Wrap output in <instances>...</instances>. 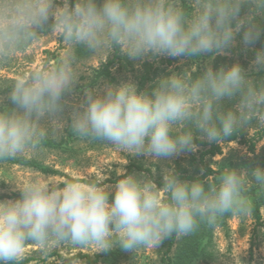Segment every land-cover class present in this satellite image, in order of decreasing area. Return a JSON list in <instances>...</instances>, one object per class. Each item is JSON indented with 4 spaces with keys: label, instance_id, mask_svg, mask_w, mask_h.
<instances>
[{
    "label": "clouds",
    "instance_id": "9594fccd",
    "mask_svg": "<svg viewBox=\"0 0 264 264\" xmlns=\"http://www.w3.org/2000/svg\"><path fill=\"white\" fill-rule=\"evenodd\" d=\"M46 33L61 36L68 54L55 67L17 79L0 98V160L37 149L48 135L42 122L64 125L77 46L90 52L118 47L132 60L175 59L227 55L240 37L244 49L254 51L248 71L238 62L218 70L209 63L195 78L187 72L161 77L151 92L132 82L108 84L71 105L74 134L132 156L159 161L195 152L194 129L200 139L221 143L264 113V80L249 76L264 71V47L255 48L264 35V0H197L193 12L177 0H0V61ZM174 126L184 130L177 133ZM253 186L264 189V168H226L211 184L181 180L168 169L162 186L125 174L112 193L95 184L50 189L35 181L19 190L18 199L0 201V264H18L28 242L45 254L65 242L99 252L154 249L226 213L250 215L246 194Z\"/></svg>",
    "mask_w": 264,
    "mask_h": 264
},
{
    "label": "rangeland",
    "instance_id": "374dc122",
    "mask_svg": "<svg viewBox=\"0 0 264 264\" xmlns=\"http://www.w3.org/2000/svg\"><path fill=\"white\" fill-rule=\"evenodd\" d=\"M186 1L191 9L190 12L195 11L197 0ZM177 3L178 6H182V0H177ZM240 39L237 37L236 46L230 49L227 55L213 56L208 54L200 57L176 58V60L169 57L132 60L121 53L120 61L110 68V76L107 78H97V74L113 58V48L102 49L97 52H90L85 48L86 55L81 56L77 52L80 46L75 47L72 55L74 57L73 70L76 73V85L74 95L67 97L69 107L64 114V125L57 126L54 123L42 122V126L48 129V135L40 141L39 147L35 150L29 149L16 156L40 162L57 170L60 174L56 176L43 175L27 167L10 165L0 161V196L12 193L20 194V189L35 181L42 182L50 189L67 182V177L104 183L127 174L131 165H137L143 169L141 171L135 170L133 175L150 177L158 186H162L164 170H174L177 173L178 165L187 170L184 175H203L206 171L200 164V156L204 147H197L195 152L182 153L177 157L159 161H153L144 156H132L127 151L111 145L107 141L80 137L74 134L70 128L71 105L79 103L87 91L99 94L108 84L119 86L121 83L132 82L139 91L137 77L144 63H151L154 67L159 68L161 77L168 76L173 72H187L192 76L194 73L202 71L204 66L209 63L213 67L218 57L231 58L233 63H240L248 71L255 53L251 50L246 51L239 43ZM261 47H264V35L255 45L256 49ZM67 54L68 49L63 38L58 34L46 33L41 36L40 40L15 52L6 61H0V98L6 97L7 92L17 79L26 77L37 69L43 70L57 66ZM169 59L172 60V63L168 61ZM253 71L255 70L249 71V73ZM5 104L9 107L12 106L6 100ZM261 114L264 113H257L251 119L250 126L247 127V139L253 140L254 151H250L249 144H243L239 141L223 143L221 154L206 157L204 160L205 164L214 171L213 174L204 179L206 183H216L217 177L226 168L238 171L248 170L249 172L255 167L264 168V136L262 138L258 136L264 131V122L260 119ZM174 129L177 132L181 128L174 126ZM50 140L61 143V147L49 149L41 145L42 141ZM177 174L178 176L181 175L180 173ZM115 184L109 182L98 187L112 193ZM259 190L261 189L256 186L250 188L246 194L249 202L251 195ZM111 200L112 195L109 197V202ZM261 213L264 225V207ZM212 243L210 250L213 253V258L198 264H264V226H256L252 214L237 216L227 213L224 220H219L214 225ZM161 246L162 243L154 249L142 248L135 252L128 251L118 264H160ZM55 253L69 258L79 253L93 256L101 252L93 245L82 246L65 242L53 245L45 254L39 247L28 242L25 253L19 261L31 257L33 260L24 264H62Z\"/></svg>",
    "mask_w": 264,
    "mask_h": 264
},
{
    "label": "trees",
    "instance_id": "16d2710c",
    "mask_svg": "<svg viewBox=\"0 0 264 264\" xmlns=\"http://www.w3.org/2000/svg\"><path fill=\"white\" fill-rule=\"evenodd\" d=\"M71 2L74 4L75 0H71ZM185 8L186 11L190 12L189 5L186 0H182V6ZM77 52L84 56L86 55V49L83 46H80ZM113 58L109 60L102 69L98 72L97 78L101 77H109L110 76V68L113 67V65L120 61L121 59V51L118 47H113ZM176 60V58H175ZM170 63H172V60H168ZM233 64V59L227 58V57H218L215 61V64L213 66L214 70H218L221 66L229 67ZM200 71L194 73L192 75L193 78L198 76ZM249 76L255 79L256 81L264 80V71H253L249 73ZM138 86L139 91H148L151 92L152 85L155 81H157L159 78H161V70L159 68L154 67L151 63H144L142 65V69L140 70V73L138 75ZM230 106V104L228 105ZM251 123V121H250ZM249 123V124H250ZM247 125L241 129H238L232 136L228 137L224 142L221 143H209L206 140H202L199 137L202 135L198 130H193L194 134V143L197 145V147H204V150L201 152L200 156V164L203 166V169L206 171L201 176H194V175H184L187 170H185L181 165L177 166V173H180L181 175L179 178L181 180H188L192 181L197 178L204 181V179L213 174L214 171L210 169L208 165L205 164V158L206 157H214L216 155H219L222 153L221 145L223 143H229V142H235L239 141L243 144H249L250 145V151H254V143L253 140L247 139V127L250 125ZM184 129H180L178 132H182ZM259 138H262L264 136L263 133L258 134ZM41 145L49 148V149H59L61 147V143H57L55 141H42ZM1 162H5L10 165H18L22 167H27L30 169H33L43 175H50V176H56L60 173L49 167L46 166L40 162L34 161V160H27L24 157H14L6 160H0ZM196 163V160H195ZM135 170L141 171L143 170L140 166L131 165L129 167V171L127 174H132ZM121 178V177H120ZM120 178H117L115 180H108L104 183H95L91 181H87L85 179H74L67 177L68 181L65 183H61L60 185L52 188V189H58L62 188L65 184L69 182H77V183H84V184H95L97 186H102L106 183H116ZM207 187V184L205 185ZM20 197L19 193H12L8 195H1L0 200H15ZM250 203L252 205V216L255 220L256 226H264L262 222V213L261 210L264 207V189L259 190L257 193L251 195L250 197ZM227 214V213H226ZM217 217L216 219L209 221V222H203L200 224L199 228L196 232H194L191 235L188 236H181L176 237L175 234H173L170 238L165 239L162 242L161 246V259L160 264H198L200 262L209 261L213 258V253L211 252V247L213 245L212 243V231L213 227L219 220H224L225 215ZM128 251L122 250L119 247H116L108 252H101L98 254H95L93 256L88 254L79 253L77 255L71 256L69 258H65L62 255H59L58 253H55L57 256V259L62 261V264H74L77 262H81L83 264H118L120 260L126 255ZM30 260H33L31 257L19 261L18 264H24L28 263ZM12 264H17V262H12Z\"/></svg>",
    "mask_w": 264,
    "mask_h": 264
}]
</instances>
